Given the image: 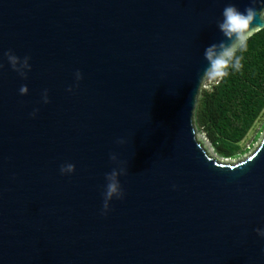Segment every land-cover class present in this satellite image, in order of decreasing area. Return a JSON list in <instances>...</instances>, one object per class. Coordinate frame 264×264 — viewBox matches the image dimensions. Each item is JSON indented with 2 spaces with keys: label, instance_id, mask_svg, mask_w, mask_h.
<instances>
[{
  "label": "water",
  "instance_id": "1",
  "mask_svg": "<svg viewBox=\"0 0 264 264\" xmlns=\"http://www.w3.org/2000/svg\"><path fill=\"white\" fill-rule=\"evenodd\" d=\"M229 4L264 29V0H0V264H264V136L231 161L195 125Z\"/></svg>",
  "mask_w": 264,
  "mask_h": 264
},
{
  "label": "trees",
  "instance_id": "2",
  "mask_svg": "<svg viewBox=\"0 0 264 264\" xmlns=\"http://www.w3.org/2000/svg\"><path fill=\"white\" fill-rule=\"evenodd\" d=\"M242 69L202 89L195 125L224 159L242 154V142L264 112V29L248 42Z\"/></svg>",
  "mask_w": 264,
  "mask_h": 264
},
{
  "label": "clouds",
  "instance_id": "3",
  "mask_svg": "<svg viewBox=\"0 0 264 264\" xmlns=\"http://www.w3.org/2000/svg\"><path fill=\"white\" fill-rule=\"evenodd\" d=\"M255 5V0H253ZM257 15L261 13L254 7H247L244 13L238 11L237 7L232 4L227 5L222 12L223 20L218 22L220 32L226 37V42L221 41L208 46L204 52V58L208 62V67L204 70L203 77L208 81H222L229 75V69L240 71L243 67V56L238 53L246 52L248 49L249 40L259 31L258 27H253V22ZM7 58L8 64L12 70L18 73L21 77L27 78L28 71L31 70L29 63L31 57L24 56L23 58L14 54L11 50L4 54ZM3 65L0 64V68ZM83 79L82 73L77 70L75 73V80L77 83ZM29 89L27 85H21L19 93L26 95ZM71 92L72 88L69 87ZM42 101L44 104L49 103L48 90L45 89L42 93ZM39 109H34L30 114L33 118L38 113ZM118 143H124L119 140ZM110 160L114 163L118 161L116 154H110ZM75 171V165L66 163L60 166V173L62 175L72 174ZM127 175L125 167L113 168L110 172L105 174V189L103 192V206L102 214H106L110 209V202L115 198L121 200L125 196V192L121 186L119 177ZM256 233L264 238V229H255Z\"/></svg>",
  "mask_w": 264,
  "mask_h": 264
},
{
  "label": "rangeland",
  "instance_id": "4",
  "mask_svg": "<svg viewBox=\"0 0 264 264\" xmlns=\"http://www.w3.org/2000/svg\"><path fill=\"white\" fill-rule=\"evenodd\" d=\"M216 83V81H208L206 80L203 86V89L210 90L211 87ZM198 138L204 141V145L209 151V153L216 158L224 159L219 156L216 151L214 150L211 142L208 140L206 135L199 129ZM264 136V112L262 113L261 117L255 123L252 130L249 132L245 140L242 142V154L238 155L237 157L230 159L231 161H240L246 158L261 142Z\"/></svg>",
  "mask_w": 264,
  "mask_h": 264
}]
</instances>
